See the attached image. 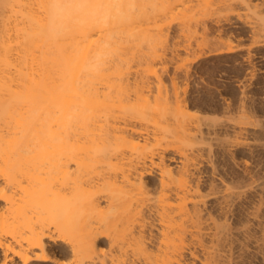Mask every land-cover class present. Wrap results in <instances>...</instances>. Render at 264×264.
<instances>
[{
    "label": "bare ground",
    "instance_id": "1",
    "mask_svg": "<svg viewBox=\"0 0 264 264\" xmlns=\"http://www.w3.org/2000/svg\"><path fill=\"white\" fill-rule=\"evenodd\" d=\"M261 93L264 0H0V264H264Z\"/></svg>",
    "mask_w": 264,
    "mask_h": 264
},
{
    "label": "rangeland",
    "instance_id": "2",
    "mask_svg": "<svg viewBox=\"0 0 264 264\" xmlns=\"http://www.w3.org/2000/svg\"><path fill=\"white\" fill-rule=\"evenodd\" d=\"M215 80L214 82H213V84H217V82H219L218 84H217V86H222V83L220 82V81H218V80H216V78H212L211 77V80ZM204 87V88H203ZM212 86H202V87H200V89H202V95L204 96V101L203 102H201V106L202 107H206V106H209L210 107V105L209 104H211L214 100H215V97H216V94L215 93H213L214 92V90L211 88ZM208 88V89H207ZM211 88V89H210ZM213 90V91H212ZM258 91H260L261 92V89L260 90H258ZM215 95V96H214ZM263 96V97H262ZM261 100H260V103H259V105L262 103V105H264V95L261 93ZM211 99V100H210ZM208 100V101H207ZM261 105V106H262Z\"/></svg>",
    "mask_w": 264,
    "mask_h": 264
}]
</instances>
